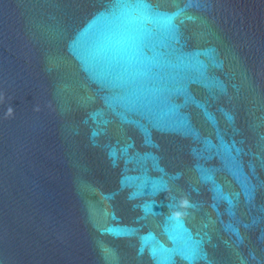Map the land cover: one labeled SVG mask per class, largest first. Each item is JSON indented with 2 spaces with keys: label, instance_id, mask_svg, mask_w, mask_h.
Wrapping results in <instances>:
<instances>
[{
  "label": "clouds",
  "instance_id": "obj_1",
  "mask_svg": "<svg viewBox=\"0 0 264 264\" xmlns=\"http://www.w3.org/2000/svg\"><path fill=\"white\" fill-rule=\"evenodd\" d=\"M192 207L191 202L187 199V197L179 196L176 200V204L174 209L171 212V217L174 220H181L188 212V210Z\"/></svg>",
  "mask_w": 264,
  "mask_h": 264
},
{
  "label": "snow or ice",
  "instance_id": "obj_2",
  "mask_svg": "<svg viewBox=\"0 0 264 264\" xmlns=\"http://www.w3.org/2000/svg\"><path fill=\"white\" fill-rule=\"evenodd\" d=\"M161 190L166 191V189H161ZM178 197L179 196L176 195L175 193L173 194V199H174V203L175 204H176V200H177ZM176 223H180V221L176 220ZM167 264H172V262L171 261H168Z\"/></svg>",
  "mask_w": 264,
  "mask_h": 264
}]
</instances>
